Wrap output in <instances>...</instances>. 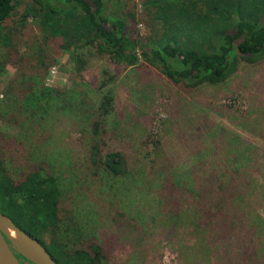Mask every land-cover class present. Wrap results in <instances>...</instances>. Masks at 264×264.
Listing matches in <instances>:
<instances>
[{
	"label": "rangeland",
	"instance_id": "obj_1",
	"mask_svg": "<svg viewBox=\"0 0 264 264\" xmlns=\"http://www.w3.org/2000/svg\"><path fill=\"white\" fill-rule=\"evenodd\" d=\"M38 1L43 12L52 4ZM107 1L140 44L161 34L147 0ZM39 7L19 0L2 29L14 51L0 72V163L14 188L33 172L56 179L59 244H96L102 264H264V56L238 59L219 84L173 83L141 58L129 67L89 46L45 44ZM8 50L0 47V60ZM31 76L45 89L70 92L72 101L57 95L23 117L19 83ZM105 95L112 101L101 116ZM95 143L103 158L121 153L123 175L92 158ZM234 192L231 206L225 198ZM239 245L257 254L244 262Z\"/></svg>",
	"mask_w": 264,
	"mask_h": 264
},
{
	"label": "trees",
	"instance_id": "obj_2",
	"mask_svg": "<svg viewBox=\"0 0 264 264\" xmlns=\"http://www.w3.org/2000/svg\"><path fill=\"white\" fill-rule=\"evenodd\" d=\"M35 1L40 6L36 9L38 14L42 13L35 17H39L45 44L51 38L60 40L64 51L89 46L99 56H108L116 65L129 67L135 66L141 58L157 65L173 83L192 87L202 83L219 84L235 71L238 59L255 63L264 56V0H147L146 11L152 13L153 20L161 23V34L151 36L143 44L132 36L126 21L114 13L107 0H52V4L45 0L47 7L44 12V4ZM18 2L0 0V47L11 48L0 60V72L14 51L11 36L3 34L2 29ZM57 10L61 13L58 14ZM28 14L26 12L23 17ZM41 53L37 57L38 65L46 69L45 54ZM72 56L74 59L79 57L76 53ZM29 80L27 86L24 82L19 83L22 92L26 93L19 103V113L23 117L32 110L46 107L58 96H64L65 103L72 101L70 92L45 89L37 85L32 76ZM111 101L109 95L103 97L99 107L101 116L108 113ZM10 122L15 123L14 120ZM98 129L99 122H94L93 132L97 133ZM91 156L110 174L120 176L125 173V160L121 153H108L103 158L95 143ZM219 189L223 192L224 186ZM233 194L225 199L228 205L236 206V194ZM59 196L56 179L40 172L28 174L14 188L8 183L0 163L2 213L38 240L57 264H102L103 256L98 245L91 243L87 249L67 250L55 239ZM214 212L222 214L218 206ZM227 234L233 233L227 231ZM232 240L227 238V244ZM228 246H224L226 253L231 250V245ZM238 247L237 254L244 256V262L257 254L255 246L251 249L244 245ZM17 258L23 259L20 255Z\"/></svg>",
	"mask_w": 264,
	"mask_h": 264
},
{
	"label": "water",
	"instance_id": "obj_3",
	"mask_svg": "<svg viewBox=\"0 0 264 264\" xmlns=\"http://www.w3.org/2000/svg\"><path fill=\"white\" fill-rule=\"evenodd\" d=\"M17 255L31 264H57L38 240L0 211V264H22Z\"/></svg>",
	"mask_w": 264,
	"mask_h": 264
}]
</instances>
